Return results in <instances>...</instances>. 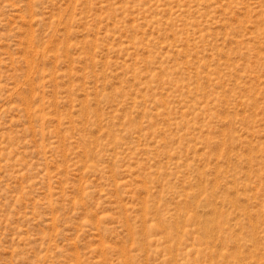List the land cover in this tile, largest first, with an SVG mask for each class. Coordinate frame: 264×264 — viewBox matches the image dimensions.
Wrapping results in <instances>:
<instances>
[{
	"label": "rangeland",
	"instance_id": "1",
	"mask_svg": "<svg viewBox=\"0 0 264 264\" xmlns=\"http://www.w3.org/2000/svg\"><path fill=\"white\" fill-rule=\"evenodd\" d=\"M0 264H264V0H0Z\"/></svg>",
	"mask_w": 264,
	"mask_h": 264
}]
</instances>
